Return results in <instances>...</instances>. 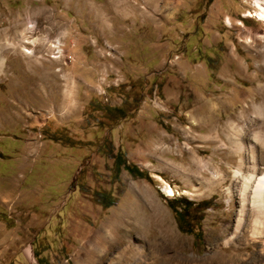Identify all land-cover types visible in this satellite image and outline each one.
<instances>
[{
	"label": "rangeland",
	"instance_id": "obj_1",
	"mask_svg": "<svg viewBox=\"0 0 264 264\" xmlns=\"http://www.w3.org/2000/svg\"><path fill=\"white\" fill-rule=\"evenodd\" d=\"M253 1L0 0V264H113L90 239L120 208L139 218L125 245L145 264H255L239 232L225 245L241 156L225 107L247 138L262 125ZM208 101L223 119L194 128Z\"/></svg>",
	"mask_w": 264,
	"mask_h": 264
},
{
	"label": "bare ground",
	"instance_id": "obj_2",
	"mask_svg": "<svg viewBox=\"0 0 264 264\" xmlns=\"http://www.w3.org/2000/svg\"><path fill=\"white\" fill-rule=\"evenodd\" d=\"M253 4L256 6V11L251 15L257 16L258 19L264 23V0H254ZM227 22L230 23V20L227 19ZM31 41L32 40L24 39L21 43H31ZM19 46L20 44H18L17 47ZM11 47L15 49L16 46L11 45ZM23 51L26 53L31 52L28 49H23ZM0 63H3L2 57ZM261 88V85H257V93H260L262 90ZM260 99L261 102L252 103V107L257 116L262 119V125L251 131V135L248 138L246 136L247 123L243 121L244 123L238 124L232 121L230 118L234 113L233 107H225L227 110L226 116L228 118V120L225 121V127L233 131L230 135L235 136L234 145L239 147L238 150H240L241 153L240 164L231 169L233 172V181L227 188L230 196L236 195L238 198V216L231 236L225 240V245H227L229 240L239 232L243 239V248H248L250 246L255 247L251 252L255 264H264V97L262 96ZM187 106L192 105L186 104V107ZM221 109L214 101L205 102L201 107H197V109L193 107L189 110V116L195 121L193 123L194 128L196 126L201 130L207 127H210L211 130L216 129L219 121L223 119L221 111L224 109ZM239 115L243 120L242 114ZM200 136L203 137V135ZM238 137H242L244 142L240 141ZM245 141L247 142L246 146L244 144ZM257 145H259L262 150H259ZM185 147L187 150L190 148L189 145ZM245 148H247V154L243 156V150ZM190 153L189 158L191 161L198 160L192 151ZM201 160L203 159L199 158L200 162ZM207 162L208 167L205 169L208 175L205 177L204 173H202L204 179L218 183L226 179V173L223 172L219 166H213L210 161H205V164H207ZM164 191L168 196L174 194L171 186H165ZM134 212L133 209L120 208L118 213L112 216L113 219L110 218L105 226H103L100 231L95 232L90 239L93 248L101 251L116 252V255H112L115 259L113 264H145L139 256L136 257L138 253L137 248H133L131 243L130 245H125V242H127V237L125 238V236H130L133 231L137 230L138 223L140 222ZM120 230H122V234H120ZM102 241L107 243L108 246L104 247ZM219 251L224 253L222 249H219Z\"/></svg>",
	"mask_w": 264,
	"mask_h": 264
},
{
	"label": "trees",
	"instance_id": "obj_3",
	"mask_svg": "<svg viewBox=\"0 0 264 264\" xmlns=\"http://www.w3.org/2000/svg\"><path fill=\"white\" fill-rule=\"evenodd\" d=\"M117 165L119 167V165L122 163L120 160H117ZM134 173H136L137 175H140V176H144V173L140 170H138L135 166H132L131 168H126ZM111 205V203H109L107 206ZM178 216L182 215L183 212L179 211V212H176Z\"/></svg>",
	"mask_w": 264,
	"mask_h": 264
},
{
	"label": "crops",
	"instance_id": "obj_4",
	"mask_svg": "<svg viewBox=\"0 0 264 264\" xmlns=\"http://www.w3.org/2000/svg\"><path fill=\"white\" fill-rule=\"evenodd\" d=\"M144 23H145V22H144ZM157 25H159V26H163V25H164V26H165V30H166V28H167L166 25L163 24V22H161L160 24H157ZM171 29L174 30V24L171 26ZM154 34H156V32H155ZM159 34L161 35L162 32H159Z\"/></svg>",
	"mask_w": 264,
	"mask_h": 264
}]
</instances>
